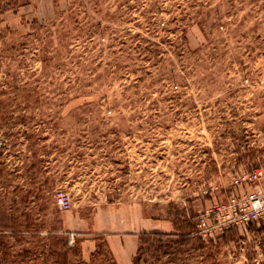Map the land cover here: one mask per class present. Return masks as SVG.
<instances>
[{"label": "rangeland", "instance_id": "1", "mask_svg": "<svg viewBox=\"0 0 264 264\" xmlns=\"http://www.w3.org/2000/svg\"><path fill=\"white\" fill-rule=\"evenodd\" d=\"M262 166L264 0H0V264H264Z\"/></svg>", "mask_w": 264, "mask_h": 264}, {"label": "built area", "instance_id": "2", "mask_svg": "<svg viewBox=\"0 0 264 264\" xmlns=\"http://www.w3.org/2000/svg\"><path fill=\"white\" fill-rule=\"evenodd\" d=\"M59 203H64L59 198ZM264 221V166L242 171L227 202L198 216L197 234L223 235L235 228H248Z\"/></svg>", "mask_w": 264, "mask_h": 264}, {"label": "trees", "instance_id": "3", "mask_svg": "<svg viewBox=\"0 0 264 264\" xmlns=\"http://www.w3.org/2000/svg\"><path fill=\"white\" fill-rule=\"evenodd\" d=\"M155 237L157 238L158 240H160V242H162V240H164V238L166 237H169L167 234H164L162 232H153V233H142L139 237V240H140V247H139V250H138V256L136 258V264H140L141 262V258H142V254H143V251H144V247H146L147 244H149V237ZM174 237H178V244L179 242H182V241H188L190 240L189 238H191V234L188 233V234H185V235H182V234H176V235H173Z\"/></svg>", "mask_w": 264, "mask_h": 264}]
</instances>
